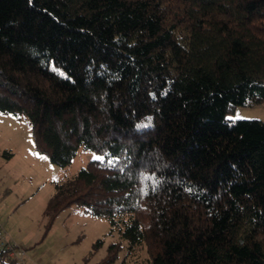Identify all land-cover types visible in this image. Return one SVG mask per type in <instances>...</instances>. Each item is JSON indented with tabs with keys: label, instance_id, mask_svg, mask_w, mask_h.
<instances>
[{
	"label": "trees",
	"instance_id": "trees-1",
	"mask_svg": "<svg viewBox=\"0 0 264 264\" xmlns=\"http://www.w3.org/2000/svg\"><path fill=\"white\" fill-rule=\"evenodd\" d=\"M255 105L264 0H0V111L27 117L57 166L102 157L54 181L45 211L108 220L120 241L98 264L123 242V264L141 249L150 264H264V121L227 118Z\"/></svg>",
	"mask_w": 264,
	"mask_h": 264
},
{
	"label": "rangeland",
	"instance_id": "rangeland-1",
	"mask_svg": "<svg viewBox=\"0 0 264 264\" xmlns=\"http://www.w3.org/2000/svg\"><path fill=\"white\" fill-rule=\"evenodd\" d=\"M227 118L231 122L264 121V105L238 106ZM5 151L14 155L6 159ZM97 158L102 157L81 148L69 165L57 166L47 153L37 150L27 117L0 111V222L7 237L26 250L28 264H83L87 258L89 264H98L107 256L110 244L120 241L117 233L109 234L108 220L93 217L82 208L63 209L50 224L45 214L55 192L54 181L76 174ZM99 239L103 242L96 246ZM123 245L111 264H123L128 253L127 243ZM147 256L146 249H141L134 256L137 262L124 264H150Z\"/></svg>",
	"mask_w": 264,
	"mask_h": 264
},
{
	"label": "built area",
	"instance_id": "built-area-1",
	"mask_svg": "<svg viewBox=\"0 0 264 264\" xmlns=\"http://www.w3.org/2000/svg\"><path fill=\"white\" fill-rule=\"evenodd\" d=\"M0 249L5 250L8 254V256L15 261H17L18 264H28L25 261L26 257V250L23 248V246L18 245L16 243H13L6 234V230L2 226L0 222Z\"/></svg>",
	"mask_w": 264,
	"mask_h": 264
}]
</instances>
